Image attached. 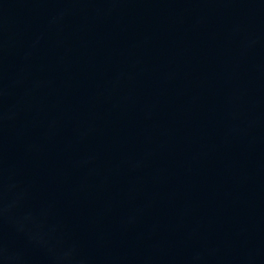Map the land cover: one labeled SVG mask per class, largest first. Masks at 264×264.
I'll use <instances>...</instances> for the list:
<instances>
[{
	"label": "water",
	"instance_id": "obj_1",
	"mask_svg": "<svg viewBox=\"0 0 264 264\" xmlns=\"http://www.w3.org/2000/svg\"><path fill=\"white\" fill-rule=\"evenodd\" d=\"M226 264H264V38L258 58L241 186Z\"/></svg>",
	"mask_w": 264,
	"mask_h": 264
}]
</instances>
